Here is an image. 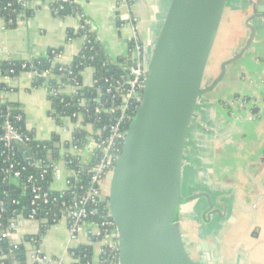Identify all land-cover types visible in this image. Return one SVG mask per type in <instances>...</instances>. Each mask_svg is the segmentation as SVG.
<instances>
[{"label": "crops", "instance_id": "1", "mask_svg": "<svg viewBox=\"0 0 264 264\" xmlns=\"http://www.w3.org/2000/svg\"><path fill=\"white\" fill-rule=\"evenodd\" d=\"M95 28L109 58L129 55V41H140L149 55L163 27L171 0H75ZM51 0H31L27 13L15 28L0 18V60H31L62 48L60 61L69 64L85 39L68 40L69 30L80 26L78 16L55 17ZM213 53V55H212ZM212 55L211 64H209ZM151 57V56H150ZM226 65L222 79L204 92L189 128L182 167V194L178 211L183 240L199 264H264V0H227L217 37L209 57L203 87L210 86ZM29 71L6 81L13 90L0 91L3 101L22 105L27 127L37 139L56 135L61 152L73 138L70 117L58 124L49 114L51 103L46 84L36 85ZM83 83L91 86L93 71L87 68ZM70 90V89H69ZM68 142V143H67ZM87 162L91 153L69 145ZM62 179L54 189L66 188L68 171L61 161ZM105 186V185H104ZM40 223L24 220L13 240L27 249V260L37 248L49 264H72L71 249L80 244L93 248V263L99 264L101 244L88 234L71 239L67 219L51 225L41 237ZM32 237V238H31ZM207 242L211 259L202 250Z\"/></svg>", "mask_w": 264, "mask_h": 264}, {"label": "water", "instance_id": "2", "mask_svg": "<svg viewBox=\"0 0 264 264\" xmlns=\"http://www.w3.org/2000/svg\"><path fill=\"white\" fill-rule=\"evenodd\" d=\"M227 0H171L109 186L119 264H199L178 223L186 140ZM59 146V145H57ZM202 250L211 259L207 242Z\"/></svg>", "mask_w": 264, "mask_h": 264}, {"label": "trees", "instance_id": "3", "mask_svg": "<svg viewBox=\"0 0 264 264\" xmlns=\"http://www.w3.org/2000/svg\"><path fill=\"white\" fill-rule=\"evenodd\" d=\"M128 2H134V0H128ZM50 8L55 17L64 19L78 16L80 18L79 28L68 32V40L77 37L85 38L80 52L69 64L62 63L57 58V55L63 53L62 48L50 49L46 55L31 60L11 58L0 60V79L6 76L17 77L24 71H36L40 76L36 77L35 83L40 86L47 81L42 74L49 71L52 77L48 79V83L56 89L54 95H49L50 116L58 124H61L63 117H70L77 124L78 113H82V124L91 125L98 130L109 124L110 118L118 114L98 113L96 97L101 92L103 99L108 100L107 105L118 106L120 104L121 93L127 89L124 76L127 71L123 67L131 66V53L136 44H139L142 49L143 45L136 39L129 41V55H122L116 61H112L98 40L90 19L75 0H52ZM20 11H25L27 16L32 13L31 9L25 8L16 0H0V18H4L8 28L17 26ZM87 68L93 71L91 86L83 83V73ZM65 86H77L78 89L74 92L69 89L67 91ZM118 86H120L119 94L116 91ZM109 88L111 89L110 94L107 93ZM11 90L13 88L7 83L0 82V91ZM113 94L116 95L115 98L112 97ZM82 100L86 101L85 105L81 103ZM137 104L131 105L127 111L124 129L125 127L129 129L136 114ZM7 118L14 128L28 140L21 145L14 143L7 146L0 139V201L3 202L0 205V224L2 225L0 227V256H6L5 264H30L27 260L28 251L24 244L16 243L11 238H3L1 236L3 230L20 215L29 217L34 214L41 228L37 239L35 238L39 243L47 229L63 219L66 210L73 205L79 195L89 188L92 177L89 169L97 164L100 152L96 149L90 165L82 168L79 155L71 153L69 145L75 146L77 150L84 149L90 136L87 130L76 127L73 131V143L64 145L62 155L61 149L56 144L59 141L56 135L49 140L37 139L35 131L27 127L22 105L5 102L0 96V138L4 134L3 125ZM113 122L112 119L110 124ZM124 143H120L119 146L121 153ZM61 161L65 162L66 169L73 171L66 191H59L52 186L54 168ZM17 172L19 175L15 179ZM34 187L36 191L33 190ZM88 209H94L93 216L88 217V220L98 223L102 222L108 212V208L103 203L88 206ZM70 253L74 259L72 264L93 263V248L90 244H80L71 249ZM110 262L112 261L106 259L100 264H110Z\"/></svg>", "mask_w": 264, "mask_h": 264}, {"label": "built area", "instance_id": "4", "mask_svg": "<svg viewBox=\"0 0 264 264\" xmlns=\"http://www.w3.org/2000/svg\"><path fill=\"white\" fill-rule=\"evenodd\" d=\"M24 5L25 8H29V3L31 0H16ZM52 1V0H51ZM122 2H128V0H121ZM25 14V11L19 12V17H22ZM85 39V38H84ZM150 56L147 51L142 49L139 44H136L133 52L131 53V66H124L123 68L127 71L125 76L127 89L123 90L121 93V101L118 106L107 105L108 100L103 99V93H99L96 97L95 101L97 103L96 111L98 113H106L110 114H118L114 118H110L109 124L102 126L98 130H95L91 125H83V114L78 113V124L77 127L84 128L90 133L88 138V142L84 149L91 153V158L84 162L80 157V166L85 168L90 165L94 158L95 150H99V160L97 164L89 169V173L92 174L91 182L89 188L85 190L81 195L77 197V199L73 202V205L69 207L64 213L63 218L68 221V231L71 239L80 241V234L84 233L88 234L92 239H95L97 242L101 244V257L100 263H103L106 259H108L110 264H119V232L114 223V220L111 216L110 203H109V192H107L104 188L106 179L112 178L113 171L117 162V159L121 155L119 150L120 143L125 142L128 128L124 125L127 119V111L134 105H136V112L139 108V103L143 97V91L145 88V83L147 80V73L149 68ZM62 54L57 55L58 60H60ZM36 78L39 75L36 71H29ZM123 76V77H124ZM47 81L45 84L48 86L49 95H54L56 93V89L52 88L48 79L52 77L49 71H46L42 74ZM6 81H10V76L3 77ZM93 84V83H92ZM64 85V84H63ZM69 87V88H68ZM76 91L78 89L77 86H65V90ZM63 90V88H62ZM117 93H120V86L116 88ZM107 93H111V89L107 90ZM116 95H112L115 98ZM6 102V101H5ZM83 105H85L86 101H81ZM114 120L113 123L110 124L111 120ZM4 134L0 138L2 141L6 143L7 146L10 144H18L21 145L28 138H25L14 126L10 123L8 118L4 122L3 125ZM73 143V138L69 144ZM73 148L77 149L75 146L71 145ZM70 151V149H69ZM71 152V151H70ZM24 153H26L24 151ZM73 153V152H71ZM74 154V153H73ZM63 155V153H62ZM78 155V154H76ZM79 166V167H80ZM61 162L55 166L54 168V181H59L62 179V168ZM68 171V177L66 181V188L61 189L59 191H66L69 187V179L73 175V171L66 169ZM19 173H15V179L18 177ZM109 180V181H110ZM109 185V184H108ZM36 191V188H33ZM38 198V196H36ZM100 203L105 204L108 208V212L101 223H98L93 220H88V217L93 216L94 209L89 210L88 206H95ZM3 202L0 201V205ZM24 220H35L34 214H31L29 217H23L20 215L14 221L10 223V225L5 228L1 234L3 238H11L15 233L19 230L21 224H23ZM2 225L0 224V227ZM32 240L37 243V240L32 238ZM14 241V240H13ZM15 242V241H14ZM17 243V242H16ZM6 256L1 255V263L5 264L4 259ZM118 259V261L116 260ZM50 261L48 257H46L39 248L35 250L32 254V261L30 264H49ZM99 263V264H100ZM59 264H62L61 262ZM94 264V263H91Z\"/></svg>", "mask_w": 264, "mask_h": 264}, {"label": "rangeland", "instance_id": "5", "mask_svg": "<svg viewBox=\"0 0 264 264\" xmlns=\"http://www.w3.org/2000/svg\"><path fill=\"white\" fill-rule=\"evenodd\" d=\"M212 55H213V53H212ZM212 55H211V58H210V61H209V64H211V60H212ZM209 64H208V72H207V75H209V73H210V71H211V69H210V66H209ZM110 179H106V181H105V186H104V188H105V190L107 191V192H109V186H110V181H109ZM109 184V185H108ZM193 256V255H192ZM194 258V257H193ZM195 260H197L198 261V259H195ZM208 261H210V259H207Z\"/></svg>", "mask_w": 264, "mask_h": 264}]
</instances>
